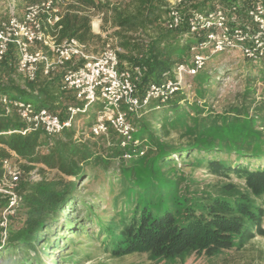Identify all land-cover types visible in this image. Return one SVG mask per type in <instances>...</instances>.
<instances>
[{"label": "trees", "instance_id": "trees-1", "mask_svg": "<svg viewBox=\"0 0 264 264\" xmlns=\"http://www.w3.org/2000/svg\"><path fill=\"white\" fill-rule=\"evenodd\" d=\"M130 1L134 14L100 0H81L78 11L82 14L69 8L52 34L57 42L73 38L91 45L102 39L91 32L90 14L103 13V21L113 29L109 33L102 27L107 32L103 41L116 40L122 51L118 68L143 70L136 86L137 96L142 97L150 84L161 82L164 72L188 60L190 47L198 42L189 33L187 19L192 13L206 15L218 5L227 8L240 2L243 6L251 0H184L175 8L183 21L171 31L164 28L163 16L169 10H161L159 2ZM144 27H158L157 34L134 36L143 34ZM200 36L203 38V33ZM220 55L227 54L212 56L192 80L190 93L202 103L206 102L204 87L215 83L208 75ZM239 57L247 70L240 106H231L217 116L200 117V104L189 102L182 93L159 106L151 103L140 118L132 120L137 128L135 137L146 149L142 156L130 160L123 158L125 150L114 134L109 142L102 137L84 139L76 128L51 138L42 130L22 135L25 125L16 110L9 106L6 112L0 102V178L4 160L19 163L24 174L37 168L41 176L40 181L22 178L18 184L24 221L14 228V218H10L6 243L0 242V264H80L90 257L93 246L74 243L80 244L82 239L95 243L100 237L97 249L112 258L146 254L152 261L180 263L191 255L210 258L240 248L242 241L254 235L264 238V101H256L252 86L256 80H264V58L252 63ZM16 61L17 51L10 46L0 61V99H20L65 119L67 108L77 102L61 90L62 72L50 80L39 72L34 82H26L15 72ZM94 111L77 117L83 128L94 123ZM171 129L193 138L178 145L162 141L160 134L167 137ZM110 163H116V172H110ZM185 167L205 168L207 174L222 178L234 174L243 180L244 190L229 182L218 188L220 194L198 192L194 179L183 173ZM44 169L56 170L74 181H48ZM83 181H87L83 188L89 191L81 195L77 183ZM106 195L110 202L103 200ZM3 205L0 199V208ZM101 206L111 207L114 216H98ZM87 227L97 229L98 234L93 235Z\"/></svg>", "mask_w": 264, "mask_h": 264}, {"label": "built area", "instance_id": "built-area-1", "mask_svg": "<svg viewBox=\"0 0 264 264\" xmlns=\"http://www.w3.org/2000/svg\"><path fill=\"white\" fill-rule=\"evenodd\" d=\"M80 1L40 0L25 6L20 17L11 11L7 18H0V61L13 46L17 51L15 72L24 81L34 82L39 72L50 80L61 71V90L70 93L77 102L67 108V117L61 120L46 108L2 97L0 102L6 106V112L9 106L14 108L25 125L22 135L42 130L51 138L76 128L84 139L102 137L109 142L114 134L119 147L125 150L123 158L130 160L142 156L146 149L140 147L142 142L135 137L137 129L132 120L140 118L151 103L165 104L177 93L187 96L192 80L212 56L233 53L252 63L264 58V0H251L243 6L236 2L227 8L218 5L206 15L192 13L187 19L189 33L198 42L190 47L188 60L164 72L160 83L150 84L143 96L138 97L136 86L143 70L118 68V54L122 51L116 40L103 41L107 34L102 31L103 13H97L90 21L91 32L102 39L100 50L93 51L91 45L73 38L56 41L52 34L55 26L69 8L81 15ZM183 1L176 0L174 7L168 9L166 30L177 29L183 21L175 9ZM97 104L101 107L95 111L94 123L88 128L76 125L77 117L91 113V107ZM2 169L0 199L4 205L0 208V242L5 244L10 218H15L22 205V197L17 193L20 180L41 178L37 168L24 174L19 163L9 160L2 162Z\"/></svg>", "mask_w": 264, "mask_h": 264}, {"label": "rangeland", "instance_id": "rangeland-1", "mask_svg": "<svg viewBox=\"0 0 264 264\" xmlns=\"http://www.w3.org/2000/svg\"><path fill=\"white\" fill-rule=\"evenodd\" d=\"M40 0H0V18H7L9 13L13 11L16 16L20 17L24 11L25 6L28 4H32L38 2ZM102 3L107 2L109 5L114 6L121 10L122 12H127L130 14H134L135 8L130 0H100ZM159 3H156L161 10H168L171 7H174L176 4V0H156ZM91 19H95L96 14H90ZM164 15L163 17H165ZM163 20V19H162ZM103 27L109 33L113 32V29L110 27L109 24H105L102 19ZM143 34L136 33L134 36H139L143 38L154 37L157 34L158 27H144ZM93 51H98L102 47V40H94L91 43ZM220 55L216 58L220 57V60L217 64L214 65V69L208 75L211 79H215V83L212 84L210 87L206 88L205 93V100L206 102L202 103L201 101L197 100L194 93L187 94V98L189 102H196L200 104L202 107V114L200 117H206L207 115H219L222 113L227 112V110L231 106H240L245 98V79L247 76V70L245 64L242 62L241 58L237 54H227ZM215 58V59H216ZM213 60V59H212ZM254 84V83H253ZM255 89V96L256 101L261 102L264 101V80H256L254 85ZM202 104V105H201ZM101 106L99 104L94 105L91 107V110L99 109ZM96 111V110H95ZM94 111V112H95ZM262 114V113H261ZM84 118L85 116H81ZM193 119L192 116H190ZM149 120V118H148ZM151 120V119H150ZM153 126L154 121L152 120ZM83 122H79L77 120L76 125H82ZM188 124L191 125L192 123L188 121ZM156 127V126H154ZM137 129V128H136ZM160 138L162 141H166L172 145H178L179 143H184L186 140L193 138L192 135L184 136L182 135L179 129H171L167 137H163L160 134ZM251 165H253L252 161H249ZM247 160L243 161L245 165ZM250 165V166H251ZM108 169L110 172H116V163L109 164ZM43 168V167H42ZM183 173L187 176H190L194 179L196 183L194 189L201 193H211V194H220L218 193V188H221L225 183H231L235 188L244 190L243 187V180L237 178L234 174H229V177L222 178L219 176H211L207 174L205 168H190L185 167L183 168ZM146 176V175H145ZM44 179L51 181V180H63L65 183L73 182L74 179L71 177H67L61 175L56 170H48L44 169L43 173ZM41 178V176H40ZM146 178V177H145ZM87 181H83L81 183H77V193L84 194L88 193V190L83 188ZM96 192L99 191V188L95 189ZM222 192L221 190H219ZM224 193V192H223ZM97 194V193H96ZM105 202H110V196L102 197ZM96 203V202H95ZM111 204V203H110ZM22 206V205H21ZM98 216L102 218L109 219L114 216V212L111 207L101 206L97 209ZM67 217L71 218V214H67ZM75 218L72 216V219ZM79 220L83 221V215L79 214ZM24 221V210L22 207L19 208L17 215L12 220L13 227H19L22 222ZM261 225L264 228V216H262ZM88 231L91 232L93 235H97V229L92 227H87ZM67 237V236H66ZM101 237L98 238L95 243H88L87 240H80V244H75L74 246H84L90 244L93 246L90 249V257L84 259L83 262L80 264H264V238L258 235H254L252 238L242 241V245L240 248H235L230 251L222 252L219 255H215L213 257H195L191 255L188 257L185 262L180 263L177 260L170 261V262H157L152 261L148 258L146 254H131L119 258H112L108 253H102L97 248L99 247V243ZM75 242V241H74ZM95 248V249H94ZM46 263H48L46 261ZM51 264V263H48Z\"/></svg>", "mask_w": 264, "mask_h": 264}]
</instances>
